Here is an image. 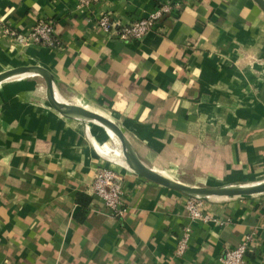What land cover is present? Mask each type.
Returning a JSON list of instances; mask_svg holds the SVG:
<instances>
[{
    "label": "crops",
    "instance_id": "obj_1",
    "mask_svg": "<svg viewBox=\"0 0 264 264\" xmlns=\"http://www.w3.org/2000/svg\"><path fill=\"white\" fill-rule=\"evenodd\" d=\"M167 6L141 42L98 27L108 13L124 25ZM42 19L53 47L20 44ZM40 66L61 102L115 121L150 169L189 186L264 181V12L254 0H0V72ZM32 79L41 87L33 98ZM62 116L35 75L0 85V264H221L247 236L244 264H264V194L210 197L208 223L188 197L134 172L114 134ZM116 171L124 214L91 191L98 169ZM189 248L175 250L185 228Z\"/></svg>",
    "mask_w": 264,
    "mask_h": 264
},
{
    "label": "built area",
    "instance_id": "obj_2",
    "mask_svg": "<svg viewBox=\"0 0 264 264\" xmlns=\"http://www.w3.org/2000/svg\"><path fill=\"white\" fill-rule=\"evenodd\" d=\"M100 0H79L81 8H88L98 4ZM170 9L167 6L156 8L148 17L134 23L124 25L113 20L108 14H101L97 20L98 27L107 34L124 42H141L144 37L153 31L158 22ZM20 44H38L53 47L56 43V29L54 22L47 19L40 20L32 29L30 34L23 35L14 31H8ZM95 148L105 155L121 157L118 149L102 145ZM92 193L103 201L104 206L114 216H122L125 212V199L123 193L122 179L120 175L108 168L98 169L91 185ZM204 200L188 198L185 208L190 218L194 221L208 223L213 221V216L203 210ZM192 235L190 228H185L178 240L175 255L182 257L189 248V241ZM253 241L252 236H247L236 248L229 251L221 259V264H244L245 256Z\"/></svg>",
    "mask_w": 264,
    "mask_h": 264
},
{
    "label": "water",
    "instance_id": "obj_3",
    "mask_svg": "<svg viewBox=\"0 0 264 264\" xmlns=\"http://www.w3.org/2000/svg\"><path fill=\"white\" fill-rule=\"evenodd\" d=\"M264 12V0H254ZM33 74L41 78L45 85L46 98L49 105L62 116L79 121L94 120L114 133V140L119 145V153L128 166L143 178L160 186L174 190L188 198L208 199L217 198H242L264 194V181L247 186H189L179 181L168 178L146 166L134 152L130 142L124 135L121 127L111 118L92 111L81 105L69 104L58 100L54 90V76L46 68L40 66H18L0 72V83L15 75Z\"/></svg>",
    "mask_w": 264,
    "mask_h": 264
},
{
    "label": "bare ground",
    "instance_id": "obj_4",
    "mask_svg": "<svg viewBox=\"0 0 264 264\" xmlns=\"http://www.w3.org/2000/svg\"><path fill=\"white\" fill-rule=\"evenodd\" d=\"M28 75H33V74L15 75V76H13V77H10V78L4 80L3 82L0 83V85L5 84L6 82H9V81H12V80H15V79H18V78L24 77V76H28ZM87 121L90 122V123H93V124L99 125V126L105 128V129H107L106 127L102 126L100 123H98V122H96V121H94V120H87ZM107 130H109V131L111 132L110 134H114L110 129H107Z\"/></svg>",
    "mask_w": 264,
    "mask_h": 264
},
{
    "label": "rangeland",
    "instance_id": "obj_5",
    "mask_svg": "<svg viewBox=\"0 0 264 264\" xmlns=\"http://www.w3.org/2000/svg\"><path fill=\"white\" fill-rule=\"evenodd\" d=\"M32 83H33L32 87L34 89L32 97L33 98H38L39 93H41V87L39 85V82L36 79H32ZM102 145L108 146V144H102Z\"/></svg>",
    "mask_w": 264,
    "mask_h": 264
}]
</instances>
